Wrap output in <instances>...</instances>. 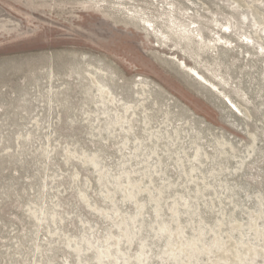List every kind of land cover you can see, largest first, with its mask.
<instances>
[{
    "label": "rangeland",
    "instance_id": "374dc122",
    "mask_svg": "<svg viewBox=\"0 0 264 264\" xmlns=\"http://www.w3.org/2000/svg\"><path fill=\"white\" fill-rule=\"evenodd\" d=\"M0 264H264V0H0Z\"/></svg>",
    "mask_w": 264,
    "mask_h": 264
},
{
    "label": "bare ground",
    "instance_id": "6f19581e",
    "mask_svg": "<svg viewBox=\"0 0 264 264\" xmlns=\"http://www.w3.org/2000/svg\"><path fill=\"white\" fill-rule=\"evenodd\" d=\"M182 63V62H181ZM184 66L186 67V65L184 64ZM188 68V67H187ZM189 69H191V67L189 68ZM191 71H193L195 74H196V76H197V78H200L201 80H202V76L200 75V73L198 72V71H196V70H194L193 68L191 69ZM204 81V80H203Z\"/></svg>",
    "mask_w": 264,
    "mask_h": 264
}]
</instances>
